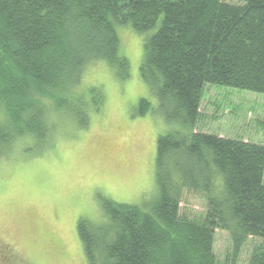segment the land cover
Here are the masks:
<instances>
[{
  "label": "trees",
  "instance_id": "obj_1",
  "mask_svg": "<svg viewBox=\"0 0 264 264\" xmlns=\"http://www.w3.org/2000/svg\"><path fill=\"white\" fill-rule=\"evenodd\" d=\"M231 1L0 0V159L28 136L55 137L51 112L82 105L74 92L91 62L130 79L115 26L149 33L139 77L177 128L157 138L148 208L104 200L105 223L78 221L87 264H240L253 239L245 264H264V144L207 132L201 113L209 85L264 94V0ZM149 110L140 99L135 115ZM255 124L264 140V115ZM185 193L203 198L201 212L182 211ZM217 230L230 237L223 260Z\"/></svg>",
  "mask_w": 264,
  "mask_h": 264
},
{
  "label": "rangeland",
  "instance_id": "obj_2",
  "mask_svg": "<svg viewBox=\"0 0 264 264\" xmlns=\"http://www.w3.org/2000/svg\"><path fill=\"white\" fill-rule=\"evenodd\" d=\"M115 31L120 53L130 63V79L118 80L104 61L91 62L74 92L83 94L82 105L68 100L51 112L55 137L28 136L0 159V253H10L11 264H87L77 235L80 219L105 223L104 200L146 209L156 199L157 138L177 125L159 114L156 97L139 77L143 38L149 33L139 35L127 26ZM100 98L104 105L95 112ZM140 99L151 106L143 117L135 115ZM201 113L207 132L264 144L255 129L264 115V94L209 85ZM83 118L88 124L79 127ZM181 207L201 212L204 200L185 193ZM258 242L249 240L242 248L240 264ZM230 250L229 234L215 231L218 259Z\"/></svg>",
  "mask_w": 264,
  "mask_h": 264
},
{
  "label": "flooded vegetation",
  "instance_id": "obj_3",
  "mask_svg": "<svg viewBox=\"0 0 264 264\" xmlns=\"http://www.w3.org/2000/svg\"><path fill=\"white\" fill-rule=\"evenodd\" d=\"M11 260H9L8 256L4 253H0V264H9Z\"/></svg>",
  "mask_w": 264,
  "mask_h": 264
},
{
  "label": "crops",
  "instance_id": "obj_4",
  "mask_svg": "<svg viewBox=\"0 0 264 264\" xmlns=\"http://www.w3.org/2000/svg\"><path fill=\"white\" fill-rule=\"evenodd\" d=\"M221 137H223L224 135H220Z\"/></svg>",
  "mask_w": 264,
  "mask_h": 264
},
{
  "label": "bare ground",
  "instance_id": "obj_5",
  "mask_svg": "<svg viewBox=\"0 0 264 264\" xmlns=\"http://www.w3.org/2000/svg\"><path fill=\"white\" fill-rule=\"evenodd\" d=\"M202 105V104H201Z\"/></svg>",
  "mask_w": 264,
  "mask_h": 264
}]
</instances>
